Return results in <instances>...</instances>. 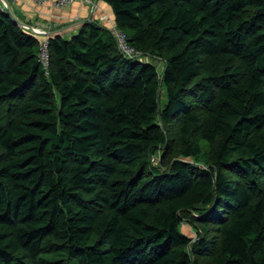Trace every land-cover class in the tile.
I'll return each mask as SVG.
<instances>
[{"label": "trees", "instance_id": "1", "mask_svg": "<svg viewBox=\"0 0 264 264\" xmlns=\"http://www.w3.org/2000/svg\"><path fill=\"white\" fill-rule=\"evenodd\" d=\"M104 1L48 74L0 2V264H264V0Z\"/></svg>", "mask_w": 264, "mask_h": 264}, {"label": "crops", "instance_id": "2", "mask_svg": "<svg viewBox=\"0 0 264 264\" xmlns=\"http://www.w3.org/2000/svg\"><path fill=\"white\" fill-rule=\"evenodd\" d=\"M8 1L22 22L50 31L61 30L60 34L64 37H71L78 33L80 22L83 20L99 22L108 28L116 22L112 7L104 0H96L95 11L91 9V6L80 3L57 8L52 3L41 6L32 0ZM105 16L109 18V22H103Z\"/></svg>", "mask_w": 264, "mask_h": 264}, {"label": "built area", "instance_id": "3", "mask_svg": "<svg viewBox=\"0 0 264 264\" xmlns=\"http://www.w3.org/2000/svg\"><path fill=\"white\" fill-rule=\"evenodd\" d=\"M32 1H34L35 3L41 6L52 3L57 8H64L66 6H70V5L77 4V3L87 4L91 6V9L93 11H95V8L97 6L96 0H32ZM0 2H1L2 9L7 11V2L5 0H0ZM103 22L104 23L109 22V18L105 16L103 18ZM20 27L23 28L22 26ZM23 29L30 31L33 34L41 36L40 45H39L40 48H39L37 60L39 61V63L41 64L45 72L48 74L51 69L50 35L48 34L50 30L45 29V28L36 27V26H33L32 28L26 27ZM109 29L111 30L119 49L121 50L122 54L125 57L142 58L141 52L136 50L133 46L130 45L128 41L127 33L121 28H119L116 22L113 23L109 27ZM152 160L155 164L156 163L155 156L152 158Z\"/></svg>", "mask_w": 264, "mask_h": 264}, {"label": "rangeland", "instance_id": "4", "mask_svg": "<svg viewBox=\"0 0 264 264\" xmlns=\"http://www.w3.org/2000/svg\"><path fill=\"white\" fill-rule=\"evenodd\" d=\"M70 29V28H69ZM150 63H153L155 64L157 67H158V70L160 72V74L162 73L163 69H164V63L162 62V60H159V59H155V58H151L149 60ZM161 102L163 104V106L166 104L167 102V90L164 88L163 91H162V95H161ZM202 154L198 157L197 159V163L199 164L200 167H205L208 162V156H209V153L211 151V147L210 145L208 144V142L206 141H203L202 142ZM156 163L155 165H159L160 164V159H161V153L159 152L156 156ZM154 163V162H153ZM194 215L197 216V214L195 212H193ZM183 230L184 232H186L188 235L192 236L193 237V240L196 239L197 237V231L196 229H193L190 224H189V221L185 220L184 221V224H183ZM48 258L51 259V260H58V259H61L63 258L62 255H58L57 253H54V254H49L48 255Z\"/></svg>", "mask_w": 264, "mask_h": 264}, {"label": "water", "instance_id": "5", "mask_svg": "<svg viewBox=\"0 0 264 264\" xmlns=\"http://www.w3.org/2000/svg\"><path fill=\"white\" fill-rule=\"evenodd\" d=\"M5 1L7 2V12H8V14L11 16V18H12L13 20H15V21H16L20 26H22L23 28H26V27L32 28V27H33L32 25H29V24H27V23H25V22H22V21L17 17V15H16V13H15V11H14V9H13L11 3H10L8 0H5ZM87 21H90V20H83V21L80 22V24H83V23H85V22H87ZM54 33H61V30L50 31L48 34H49V35H52V34H54ZM162 83H163V80L160 81V88H159V90H161Z\"/></svg>", "mask_w": 264, "mask_h": 264}]
</instances>
